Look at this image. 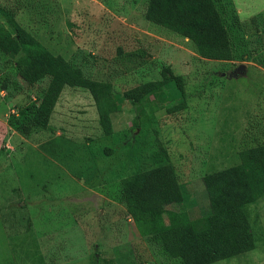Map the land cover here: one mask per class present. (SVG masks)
Returning a JSON list of instances; mask_svg holds the SVG:
<instances>
[{
  "label": "rangeland",
  "instance_id": "obj_1",
  "mask_svg": "<svg viewBox=\"0 0 264 264\" xmlns=\"http://www.w3.org/2000/svg\"><path fill=\"white\" fill-rule=\"evenodd\" d=\"M232 57H200L193 43L144 19L146 0H0L13 20L51 54L89 79L112 84L117 110L102 133L84 88L64 86L44 128L23 136L10 113L37 100L48 77L27 82L17 55L0 51V264H178L143 230L137 198L123 178L169 163L191 218L209 213L201 177L238 162L239 150L264 143V0H213ZM0 31L13 32L0 12ZM236 31V33H233ZM180 75L148 121L134 125L121 92ZM162 106V107H161ZM256 247L209 264H264V196L245 207Z\"/></svg>",
  "mask_w": 264,
  "mask_h": 264
},
{
  "label": "trees",
  "instance_id": "obj_2",
  "mask_svg": "<svg viewBox=\"0 0 264 264\" xmlns=\"http://www.w3.org/2000/svg\"><path fill=\"white\" fill-rule=\"evenodd\" d=\"M8 11L0 8L13 32L0 31V51L17 55L14 67L25 81L48 77L37 100L27 101L8 115V126L23 136H28L33 129L44 128L62 88L75 86L88 91L101 131L109 135L112 132L110 114L117 110L112 84L89 79L70 61L48 52ZM143 17L186 37L200 57H232L228 31L213 0H146ZM160 76V79L137 83L121 92L122 98L133 108L134 125L148 121L153 106L165 101L160 91L166 83H173L179 100L165 110L175 112L185 108L180 75L166 67L162 68ZM237 157L236 164L201 177L210 211L195 218L183 209L171 207L182 201L171 164H161L123 178L125 186L129 184V192L132 190L138 200L136 208L144 224L137 229L148 233L147 238L178 264H209L256 247L254 225L258 215L254 214L253 222H249L245 207L264 196V143L239 150ZM261 239H264L263 234Z\"/></svg>",
  "mask_w": 264,
  "mask_h": 264
}]
</instances>
